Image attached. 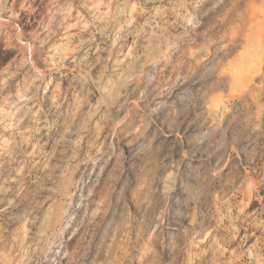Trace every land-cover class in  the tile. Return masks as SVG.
Here are the masks:
<instances>
[{
    "label": "clouds",
    "instance_id": "clouds-1",
    "mask_svg": "<svg viewBox=\"0 0 264 264\" xmlns=\"http://www.w3.org/2000/svg\"><path fill=\"white\" fill-rule=\"evenodd\" d=\"M0 264H264V0H0Z\"/></svg>",
    "mask_w": 264,
    "mask_h": 264
}]
</instances>
